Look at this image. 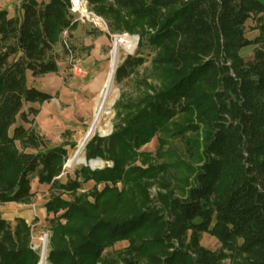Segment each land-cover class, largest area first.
Returning a JSON list of instances; mask_svg holds the SVG:
<instances>
[{"label":"trees","instance_id":"obj_1","mask_svg":"<svg viewBox=\"0 0 264 264\" xmlns=\"http://www.w3.org/2000/svg\"><path fill=\"white\" fill-rule=\"evenodd\" d=\"M85 1L111 34L151 49V71L136 98L115 104L112 133L84 147L86 162L111 166L82 167L62 184L75 144L48 148L32 127L39 110L23 108L52 100L27 77L59 71L56 46L79 21L71 0H21L13 17L0 10V204H28L33 175L61 192L44 206L53 216L48 264H264V2ZM250 20L254 40L245 36ZM250 46L246 63L240 51ZM143 64L125 58L115 84ZM154 138L157 152H142ZM15 223L0 218V264H36L29 228ZM203 234L220 249L201 247ZM120 241L128 247L105 253Z\"/></svg>","mask_w":264,"mask_h":264},{"label":"rangeland","instance_id":"obj_2","mask_svg":"<svg viewBox=\"0 0 264 264\" xmlns=\"http://www.w3.org/2000/svg\"><path fill=\"white\" fill-rule=\"evenodd\" d=\"M20 1L21 0H0V10H6L9 16L13 17L16 14V10ZM72 2L74 3V0H71V3ZM73 15L76 20L79 21L77 29L72 31L73 38H70L71 32H65L60 39V43H58L56 46V49L58 50V59L59 57L61 58V60H59L58 62H63V71L66 72H63L61 74H48L39 78H32L29 75L27 77L28 86L34 87L42 92L51 94L53 97L52 100L43 104L25 105L23 108V111L25 112L29 107H34L35 109L39 110V114L35 118L34 124L32 126L37 133H45L48 135L49 138L55 139L59 137L60 131L63 130V132L61 133L62 140L75 144V147L73 149L67 147L68 157L63 165V172L58 178V181L62 184H65L69 178H74L75 170H79L82 167H85V163L75 165L71 168H67L66 165L67 161L77 153V148L80 140L85 136L86 132L88 131L89 127L93 122L96 101L98 100L99 94L103 89L104 85H102V89L100 91H92V86H89V81L92 80L91 77L90 79L88 77L87 79H85V81L78 80L75 74L73 73L72 67L74 65L82 67V62L84 60L86 62L89 61L90 65L87 71H104V80L106 81L110 71V59L113 44L115 40L120 37L133 38L135 40V49L133 53L128 54L124 50V48L120 46L117 66L121 64L123 60L127 57H135L137 55V57H142L144 59L143 66L138 68L132 76L124 80L122 83L115 84L113 76L112 96L105 107L103 115L99 119L97 129L89 137V141L95 135L101 138H105L112 133L113 125L115 123V104L120 100V98L134 99L138 96V82L149 75V71H151L150 63L153 58V52L148 47L145 46L143 48L138 49V36L111 34L107 30L106 23L101 18L96 17L93 13L90 12L86 2H84L83 0H79V7L75 9V13H73ZM258 35L259 33L255 29L254 20H251L249 24L245 26V36L249 40H254ZM63 41L68 43V46L71 49V53H68L65 50L63 46ZM261 48H263L264 50V42L262 43ZM254 51V46L244 48L241 50L240 56L244 59L246 63H249L253 60ZM80 83L81 88H79V91H73L75 94L77 93L79 95V101L75 100L73 104L71 102L70 104L64 102L62 103L60 101L62 99V96L61 99L59 96L60 94L62 95V84H64V86L71 85V89H76L77 84L80 85ZM67 98L71 99V94L70 96L67 95ZM25 127L29 128L30 126L27 125ZM43 138L45 137L43 136ZM44 141L48 148H52V145L48 143L46 139H44ZM173 143L174 149L178 154H180V152L182 151V146L179 142ZM157 150L158 142L156 138L152 139L150 143H148L141 149L142 152L151 153L153 155L157 152ZM80 157L84 158V148L80 152ZM109 164L110 163H104L99 161V165L96 166L94 170L102 169L103 166ZM31 184L33 187L38 184L35 175H33L31 178ZM92 187V183H84L82 184L81 190L78 192V194L82 192H87L91 190ZM102 188L103 186L98 187L99 190H101ZM59 193L61 192L49 188V190H46V192L32 197L31 201L28 204H0V218L8 222L11 227L14 228L16 224L15 219H17L16 217L18 215L17 209L23 208L25 210L29 208L30 211H34V220H36L37 216L35 212L41 211L42 208H44L45 204L48 202V200L51 198V196L57 195ZM151 196H155V189L151 190ZM63 198L66 200H71L72 196L68 193H65L63 195ZM13 204H17L18 206H15ZM42 213L44 217L43 222L41 224H34L33 221L25 222L27 227L29 228L30 233L29 249L38 257V261L36 264L40 263V255L39 251L35 248L41 247V239H44V237L46 238L45 264H48L47 257L49 253V244L51 237L49 221L53 218V216L48 215L46 213V210ZM199 244L201 245V247L210 251H217L220 249V245L218 244V242L213 237H210L207 234H203L201 236ZM127 247L128 242L120 241L114 244L112 248L107 249L105 253L112 254L116 251H122ZM170 251H172V249ZM223 264H243V262L241 260H239L238 262H231L230 260H225Z\"/></svg>","mask_w":264,"mask_h":264},{"label":"crops","instance_id":"obj_3","mask_svg":"<svg viewBox=\"0 0 264 264\" xmlns=\"http://www.w3.org/2000/svg\"><path fill=\"white\" fill-rule=\"evenodd\" d=\"M262 2H264V1H262ZM250 21H248L246 23V25L249 24ZM70 36H71L70 38L72 39L73 38V32L70 33ZM55 51L57 52L58 50L55 49ZM59 60H61L60 57H59L58 61ZM62 65H63V62H60V63L58 62V70L59 71L57 73H59V74H61L63 72H66V71H63L64 70V67H62ZM89 65H90V62L89 61L86 62L84 60L82 62V67L80 66L81 67L80 68L81 71L80 72L76 71V72H73V73L75 74V76H76V78L78 80H82V81H85V79H87L88 77L90 79V77H91L92 80L89 81V83H90L89 86H92V91H94V92L100 91L102 89L101 88L102 85L105 82V80H104V77H105L104 71H87ZM93 73H95V74H93ZM61 88H63V91H62V95L60 94L59 96H60V99H61V96H62V99L60 100L62 103L64 102V103L70 104V102H71L73 104L75 102V100L76 101H79V98H78L79 95L77 93L75 94L73 91L78 92L79 91V88H81V83H80V85L77 84L76 89H74V88L71 89V85H65L64 86V84H62V87ZM70 94H71V99L70 98H67V95L70 96ZM62 132H63V130L60 131L59 137L58 138H55V139L49 138L48 135L45 134V133H40V136H42V137L44 136L45 137L44 139H46L47 142L52 145L51 147H57V146L62 145L63 143H69L67 141L62 140V138H61V133ZM88 183H92L93 184V182H88ZM49 188H50V185H40V184H36V186L33 187L32 184H31V192L33 193L34 196H37L38 194H41L43 192H46V190H49ZM13 205L18 206L17 204H13ZM17 211H18V215L16 217L17 219H22L25 222H31V221H33L34 224H41L43 222V217L44 216L42 215L43 214L42 212L45 211L44 208H42L41 211L35 212L36 213V216H37L36 220H34V211H30L29 208H27L25 210L23 208H20V209H17Z\"/></svg>","mask_w":264,"mask_h":264},{"label":"bare ground","instance_id":"obj_4","mask_svg":"<svg viewBox=\"0 0 264 264\" xmlns=\"http://www.w3.org/2000/svg\"><path fill=\"white\" fill-rule=\"evenodd\" d=\"M74 5L76 8L79 7V0H74ZM120 46H122L128 54H131V53H133V51L135 49V40L133 38L120 37V38H117L113 44V49L111 52V59H110V71H109V74H108L106 81L104 82L103 89L101 90V92L99 94V98L96 101L94 119H93V122L91 124V126L93 125V127H92V130H91L89 137L97 129L99 119L103 115L105 107H106L107 103L109 102V100L112 96L113 75H114V72H115V69L117 66V62H118L119 47ZM91 126L89 127L85 136L80 140V142L78 144V148H77V153L67 161V165H66L67 168H71L75 165L84 164V158L80 157V152L82 151L86 142L89 139V137L87 139H85V137L88 134ZM98 165H99L98 160L91 162L92 168H95ZM39 264H45V252H43L42 259H41V262Z\"/></svg>","mask_w":264,"mask_h":264},{"label":"built area","instance_id":"obj_5","mask_svg":"<svg viewBox=\"0 0 264 264\" xmlns=\"http://www.w3.org/2000/svg\"><path fill=\"white\" fill-rule=\"evenodd\" d=\"M83 1L86 2L85 0H83ZM71 5H72L71 12H72V13H75V9H76V7H75L74 3L72 2ZM124 35L127 36V34H124ZM63 46H64L65 50H66L68 53H71V49H70V47L68 46V43H66L65 41H63ZM72 68H73V72H76V71L80 72V71H81V69H80V67H79L78 65H74ZM106 166H111V165L109 164V165H106ZM103 167H104V166H103ZM103 167H102V168H103ZM41 242H42L41 247H37V248H35V249H37V250L39 251L40 262H41V259H42L43 252H45V256H46V247H45V245H46V238L44 237V239H41ZM44 248H45V249H44Z\"/></svg>","mask_w":264,"mask_h":264},{"label":"water","instance_id":"obj_6","mask_svg":"<svg viewBox=\"0 0 264 264\" xmlns=\"http://www.w3.org/2000/svg\"><path fill=\"white\" fill-rule=\"evenodd\" d=\"M114 73H115V72H114ZM113 76H114V75H113ZM93 124H94V123H93ZM92 127H93V125L91 126V128H90L88 134L86 135L85 139H87V138L89 137V135H90V133H91V130H92ZM91 162H92V161H88V162H86V160H85V158H84L85 167L88 166L91 170H94V168H92V166H91Z\"/></svg>","mask_w":264,"mask_h":264}]
</instances>
